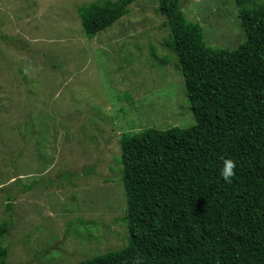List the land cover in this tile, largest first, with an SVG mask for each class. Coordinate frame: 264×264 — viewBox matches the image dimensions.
<instances>
[{"label":"rangeland","instance_id":"obj_1","mask_svg":"<svg viewBox=\"0 0 264 264\" xmlns=\"http://www.w3.org/2000/svg\"><path fill=\"white\" fill-rule=\"evenodd\" d=\"M96 1L0 0V225L10 223L1 241L9 264H77L125 247L122 135L196 124L159 0H137L89 38L80 7ZM180 5L209 46L244 42L235 0Z\"/></svg>","mask_w":264,"mask_h":264},{"label":"trees","instance_id":"obj_2","mask_svg":"<svg viewBox=\"0 0 264 264\" xmlns=\"http://www.w3.org/2000/svg\"><path fill=\"white\" fill-rule=\"evenodd\" d=\"M136 1L83 5L85 34L94 38ZM235 3L245 40L230 50L209 46L180 0H159L196 124L122 135L128 244L77 264H264V4ZM226 159L231 182L220 174ZM9 232L3 222L0 264H9Z\"/></svg>","mask_w":264,"mask_h":264},{"label":"clouds","instance_id":"obj_3","mask_svg":"<svg viewBox=\"0 0 264 264\" xmlns=\"http://www.w3.org/2000/svg\"><path fill=\"white\" fill-rule=\"evenodd\" d=\"M235 163L231 159H226L224 165L220 170V174L226 181L231 182V178L234 175Z\"/></svg>","mask_w":264,"mask_h":264}]
</instances>
